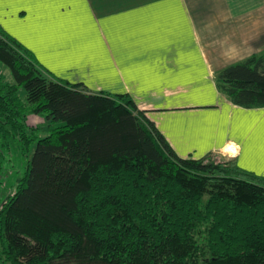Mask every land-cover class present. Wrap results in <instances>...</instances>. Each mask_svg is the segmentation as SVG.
Returning a JSON list of instances; mask_svg holds the SVG:
<instances>
[{"label": "trees", "instance_id": "1", "mask_svg": "<svg viewBox=\"0 0 264 264\" xmlns=\"http://www.w3.org/2000/svg\"><path fill=\"white\" fill-rule=\"evenodd\" d=\"M0 63L13 80L0 76L2 146L35 144L0 202L3 263L264 264V177L179 157L129 94L57 78L1 27ZM217 87L263 107L264 51L218 72Z\"/></svg>", "mask_w": 264, "mask_h": 264}, {"label": "crops", "instance_id": "2", "mask_svg": "<svg viewBox=\"0 0 264 264\" xmlns=\"http://www.w3.org/2000/svg\"><path fill=\"white\" fill-rule=\"evenodd\" d=\"M0 27L57 78L129 94L179 157L264 177V106L217 87L264 51V0H0Z\"/></svg>", "mask_w": 264, "mask_h": 264}, {"label": "rangeland", "instance_id": "3", "mask_svg": "<svg viewBox=\"0 0 264 264\" xmlns=\"http://www.w3.org/2000/svg\"><path fill=\"white\" fill-rule=\"evenodd\" d=\"M0 76L4 78L5 82L13 81L9 69L2 63H0ZM20 94L25 99L23 90L20 91ZM27 121L29 127H38L40 136L47 134L49 122L44 117L37 115V117H33ZM3 142L0 137V202L15 191L16 185L24 173L27 161L30 159L35 148V144H33L30 146L29 151H24L21 149L19 142L12 140V138L5 141L7 144L5 147L2 146ZM208 159L219 162L226 161L227 157L222 153L214 152L208 156ZM0 264L8 263H3L0 260Z\"/></svg>", "mask_w": 264, "mask_h": 264}]
</instances>
